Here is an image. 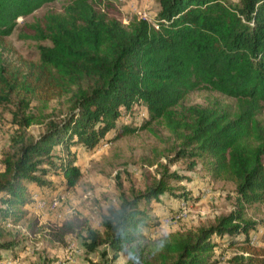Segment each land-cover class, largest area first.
Returning <instances> with one entry per match:
<instances>
[{
	"label": "trees",
	"instance_id": "trees-1",
	"mask_svg": "<svg viewBox=\"0 0 264 264\" xmlns=\"http://www.w3.org/2000/svg\"><path fill=\"white\" fill-rule=\"evenodd\" d=\"M49 1L0 0V43L18 17ZM102 2L67 0L60 10L25 22L28 30L19 36L45 41L38 44L36 60L14 62L0 52V104L15 101L13 117L23 129L3 158L0 218L19 221L31 199L27 183L49 185L44 177L50 168L64 177L66 187L74 185L80 168L70 146L91 147L111 129L119 134L137 129L118 125L117 118L120 106L141 102L148 118L139 127L157 121L167 129L175 152L170 161L200 159L213 175L231 179L237 205L208 225L147 238L141 228L149 224L150 201L172 193L171 182L182 177L165 163L144 190L122 194L107 208L102 229L87 227L86 250L103 245L101 253L110 249L115 259L125 249L126 264H212L213 235L233 237L232 243L243 234V250L227 264H264V248L249 242L260 221L244 212L245 204L264 199V119L259 117L264 111V0H158L157 27L142 17L123 23L100 9ZM199 87L234 103H181ZM32 99H56L65 108L62 118L47 120L36 136L24 132L35 121L27 110ZM58 144L65 156L53 153ZM4 229L0 260L2 250L23 243L4 238L10 233Z\"/></svg>",
	"mask_w": 264,
	"mask_h": 264
},
{
	"label": "rangeland",
	"instance_id": "rangeland-1",
	"mask_svg": "<svg viewBox=\"0 0 264 264\" xmlns=\"http://www.w3.org/2000/svg\"><path fill=\"white\" fill-rule=\"evenodd\" d=\"M66 2H45L28 15L18 17L12 32L1 41L0 52L14 62L22 58L36 60L38 44L45 41L21 37L19 33L28 30L25 22L40 18L47 11L60 10ZM98 7L123 23L143 15L150 22H156L159 3L158 0H103ZM215 99L234 103L232 98L206 87L189 91L181 103L208 104ZM15 109V101L0 104V170L5 154L13 151L12 139L23 131L13 117ZM27 110L35 114V121L26 126L24 132L34 136L45 129L47 120H58L65 114L64 105L56 99H32ZM120 112L118 125L138 128L122 134L118 129H111L91 147L70 146L80 168L79 179L74 185L66 187L64 177L54 168L44 177L49 185L27 183L31 199L24 204V216L16 223L0 218V228L10 232L3 237L23 242L19 249L1 251L2 264H57L58 260L66 264H126L125 249L115 259L111 258L110 249L101 253L103 245L99 246V251L88 252L84 245L86 229L88 226L102 229L101 217L107 208L117 205L122 194L130 197L132 192L144 190L159 177L165 163L170 171H177L182 177L171 182L172 193H163L150 201L149 224L141 228L147 238L208 225L236 207L237 192L231 179L213 175L200 159H194V164L188 157L170 161L175 152L171 149L172 138L167 129L157 121L139 127L148 118L143 103L136 102L129 109L120 106ZM259 117L264 119V111ZM53 153L65 156L61 144L55 145ZM53 201L56 204L52 207ZM244 212L245 217L260 221L250 232V244L264 248V199L245 204ZM231 238L212 236L215 242L212 264H227L230 256L243 250L244 235H237V239L229 243Z\"/></svg>",
	"mask_w": 264,
	"mask_h": 264
},
{
	"label": "built area",
	"instance_id": "built-area-1",
	"mask_svg": "<svg viewBox=\"0 0 264 264\" xmlns=\"http://www.w3.org/2000/svg\"><path fill=\"white\" fill-rule=\"evenodd\" d=\"M142 18H145V19H147V20H149L148 18H147V16H141ZM153 24H154V26L155 27H157L158 25L156 24V22H152ZM56 204V201H53L52 202V207L54 206ZM2 263H4V262H0V264H2ZM57 264H66V262L64 261V260H58V262H57Z\"/></svg>",
	"mask_w": 264,
	"mask_h": 264
}]
</instances>
